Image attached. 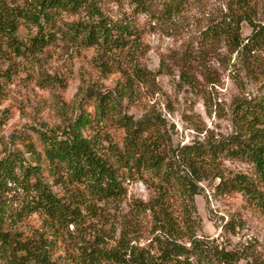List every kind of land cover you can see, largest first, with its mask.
<instances>
[{
    "label": "trees",
    "instance_id": "trees-1",
    "mask_svg": "<svg viewBox=\"0 0 264 264\" xmlns=\"http://www.w3.org/2000/svg\"><path fill=\"white\" fill-rule=\"evenodd\" d=\"M258 1L239 0L236 29L224 30L236 48L250 52L264 42V26L253 19ZM243 20L252 28L244 45ZM136 39L130 24L106 17L97 0H0V58L35 60L59 47L92 50L102 71L120 74L113 89L87 85L61 125L31 128L35 139L25 150L35 164L2 143L0 264H57L61 246L69 264H254L246 250L198 236L194 196L199 182L218 178L216 187L242 191L264 207V99L235 103L238 131L230 137L173 144L158 115L134 118L121 109L145 82L132 57ZM227 157L251 163L255 180L236 175L226 182L220 164ZM130 180H150L157 196L133 206V239L122 228L115 239L109 208ZM146 211L154 219L149 238L139 224ZM32 215L40 227L26 235L18 227Z\"/></svg>",
    "mask_w": 264,
    "mask_h": 264
},
{
    "label": "rangeland",
    "instance_id": "rangeland-1",
    "mask_svg": "<svg viewBox=\"0 0 264 264\" xmlns=\"http://www.w3.org/2000/svg\"><path fill=\"white\" fill-rule=\"evenodd\" d=\"M97 1L106 17L129 23L137 36L132 57L143 69L145 82H139L135 94L122 102V111L134 118L158 115L173 144L230 137L238 131L235 103L264 99V42L249 52L242 46L236 48L224 32L236 29L239 0ZM252 8L254 23L264 26V2L259 0ZM239 29L244 45L252 28L243 20ZM94 54L59 47L35 60L0 58V148L5 144L25 151L28 161L35 164L34 154L25 150L29 137L35 139L32 127L61 125L87 85L113 89L120 74L102 71ZM121 134L114 132L116 139ZM220 165L226 182L236 175L255 180L253 166L246 160L227 157ZM41 172L48 176L45 168ZM218 183V178L198 183L193 215L196 233L227 249H244L254 264H264V207L242 191L216 187ZM124 187L125 195L109 208L110 219L115 220L109 235L116 228L115 239L121 228L133 239V206L151 203L157 196L150 180L126 181ZM170 203L178 208L177 199ZM153 222L149 211L140 216L141 236L150 237ZM39 223L32 215L18 229L30 235ZM145 242L140 238V244ZM66 256L61 246L55 262L69 264Z\"/></svg>",
    "mask_w": 264,
    "mask_h": 264
}]
</instances>
